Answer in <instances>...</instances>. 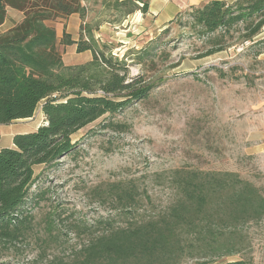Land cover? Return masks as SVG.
I'll return each instance as SVG.
<instances>
[{"label":"trees","instance_id":"1","mask_svg":"<svg viewBox=\"0 0 264 264\" xmlns=\"http://www.w3.org/2000/svg\"><path fill=\"white\" fill-rule=\"evenodd\" d=\"M81 2L0 0V26L7 19V8L23 14L20 23L0 31V125L32 118L40 104L44 116L43 125L16 134L11 148L0 149V255L18 252L32 235L48 248L60 243L52 217L39 230L33 215L22 210L36 180L34 168L55 166L77 147L78 142L72 140L77 131L145 100L163 81L162 77H130L132 53L121 59L113 56L109 46L95 40L91 28L77 41L63 33V45H75L77 53H91L89 61L65 66L56 48L55 29L46 22L71 15L82 22L85 8ZM104 2L121 12V21L136 11L146 15L149 10L148 0ZM187 15L202 40L198 58L235 45L247 50L264 44V39L256 40L264 27V0L211 1L190 7ZM263 53L256 50L253 55ZM135 54L133 58L142 64L152 51L147 48ZM212 69L225 76L222 69ZM122 125L108 121L104 128L124 132L130 127ZM156 180H163L172 194L157 211L145 209L151 206V198L137 180L93 189L97 202L106 203L110 214L89 225L68 227L79 245L66 258L54 256L52 264H180L186 258L202 260L201 264L221 258L226 260L220 264H250L228 258L246 252L248 228L264 222L263 189L228 171L178 168Z\"/></svg>","mask_w":264,"mask_h":264},{"label":"rangeland","instance_id":"2","mask_svg":"<svg viewBox=\"0 0 264 264\" xmlns=\"http://www.w3.org/2000/svg\"><path fill=\"white\" fill-rule=\"evenodd\" d=\"M81 1L85 8L82 22L77 15L46 22L55 29L56 48L65 66L83 64L91 59V53H77L75 45H63V33L77 41L91 28L95 40L109 46L113 56L121 59L128 51L132 53L130 77H162L163 81L145 100L77 131L72 136L77 147L55 166L34 168L36 180L22 210L33 215L39 230L52 217L60 243L48 248L32 235L18 252L1 254L0 264H52L54 256L66 258L79 245L68 229L76 223L89 225L110 214V207L99 204L92 194L93 189L106 183L137 180L151 198L147 212L159 210L172 197L156 176L178 168L236 172L264 190V161L241 154L242 148L250 145L247 141L252 128L264 126V53L253 55L256 50L264 51V44L247 50L235 45L198 58L203 45L190 25V8L177 15L166 27L167 33L162 34V30H147L150 22L140 11L121 21V12L108 7L104 0ZM7 11L2 30L23 19L21 12ZM259 39H264V27ZM147 48L153 58L148 54L138 64L135 53ZM161 52L165 54L159 56ZM212 67L222 69L225 76L221 78ZM41 105L28 120L0 125V147L10 145L16 134L33 132L44 124ZM108 121L130 127L113 132L104 128ZM247 235L248 250L228 260L264 264V222L250 226ZM223 260L226 258L213 259L210 264ZM201 263L186 258L180 264Z\"/></svg>","mask_w":264,"mask_h":264},{"label":"crops","instance_id":"3","mask_svg":"<svg viewBox=\"0 0 264 264\" xmlns=\"http://www.w3.org/2000/svg\"><path fill=\"white\" fill-rule=\"evenodd\" d=\"M148 1H149V10L145 16L147 18V21L149 20L150 23L146 25V28L147 30L150 31L156 30L159 32L165 29L168 26V24L177 15H179L182 11L190 7H198L211 1H223L230 4L235 2L236 0H148ZM10 10L13 12L15 11L12 9ZM73 16L75 15H71L68 18V20L70 18H73ZM76 18L79 19L78 16ZM6 21L7 20H5V22L0 26L1 32H5L13 27V25L8 26L2 30L1 28L5 26ZM42 119H44V117H42ZM24 120H28V119H24ZM41 125L43 124H40V126ZM250 135H251L250 139L249 141H247V145L249 144L250 145L242 148V153H241L242 156L251 157L253 159L258 158L264 161V126L256 130L252 128V132ZM12 146L13 144L11 142V144L6 146L5 148H11ZM2 148L3 147H0V149Z\"/></svg>","mask_w":264,"mask_h":264}]
</instances>
